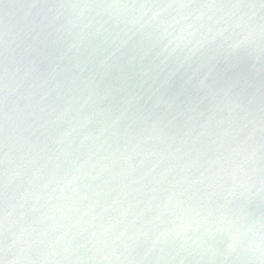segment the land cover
<instances>
[{
    "label": "water",
    "instance_id": "obj_1",
    "mask_svg": "<svg viewBox=\"0 0 264 264\" xmlns=\"http://www.w3.org/2000/svg\"><path fill=\"white\" fill-rule=\"evenodd\" d=\"M0 264H264V0H0Z\"/></svg>",
    "mask_w": 264,
    "mask_h": 264
}]
</instances>
